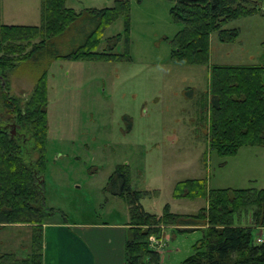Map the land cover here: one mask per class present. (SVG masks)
<instances>
[{"label": "rangeland", "instance_id": "obj_1", "mask_svg": "<svg viewBox=\"0 0 264 264\" xmlns=\"http://www.w3.org/2000/svg\"><path fill=\"white\" fill-rule=\"evenodd\" d=\"M126 1L129 41L124 18L119 17L103 30L97 51L103 52L108 38L120 34L113 53H128V60L60 58L48 65L43 205L53 209L50 218L78 229L95 223L126 226L127 203L106 191L117 166L128 169L133 190L148 192L140 204L155 215L166 206L179 214H194L205 206L204 198L173 197L175 185L187 179H206L210 189H264V146H244L233 156H219L207 146V105L202 109L210 96L212 65H264V0H256L254 14L222 26L237 29L235 41L221 42L217 32L210 34L209 62L201 65L172 58V41L183 28L170 13L172 1ZM113 5L114 0H66V6L77 12ZM0 8L2 23L40 24L41 0H0ZM91 28L84 19L77 21L74 35L59 50L66 53L78 46ZM8 79L10 95L22 99L31 95L35 73L21 69ZM15 127L9 129L15 132ZM20 133L24 159L30 163L37 154L29 135ZM248 213L235 214L234 224L250 226ZM174 229L164 227L161 237L149 239L159 264H181L203 236L200 229L184 233ZM252 233L255 242L264 241V228L255 227ZM30 245L27 224L0 227V254L10 250L14 255L18 249L30 250Z\"/></svg>", "mask_w": 264, "mask_h": 264}, {"label": "trees", "instance_id": "obj_2", "mask_svg": "<svg viewBox=\"0 0 264 264\" xmlns=\"http://www.w3.org/2000/svg\"><path fill=\"white\" fill-rule=\"evenodd\" d=\"M141 1V0H137ZM170 13L183 28L172 43V58L182 64L209 62L210 34L217 32L221 42L238 38L237 29H223L229 21L254 14L256 0H209L205 5L178 0ZM39 25L5 24L0 8V227L27 224L31 229L29 254L15 259L0 254V263L43 264V225L54 213L44 204L45 143L48 131L46 73L52 59L117 60L129 59L113 53L121 35L108 38L98 52L103 30L119 17L124 18V36H129V3L114 0V5L80 12L66 6V0H41ZM80 19L92 26L82 42L66 53L59 49L74 35ZM40 67H42L40 69ZM35 73V85L25 99L9 94L8 76L18 70ZM210 96L207 105V133L210 150L219 156H233L244 146H264V65H212L209 70ZM206 112V111H205ZM15 125L12 134L11 125ZM26 132L37 154L30 163L24 159ZM106 191L128 205L129 221L124 243L123 264H159V254L149 244L151 236L161 237L164 227L179 233L200 229L202 239L181 264H264V241L255 242L253 229L264 228V189H210L206 179L178 182L173 190L177 199L204 198L205 206L194 214L148 213L140 204L148 192L133 190L128 169L117 166L108 177ZM249 212L250 226L234 224V215ZM151 240V239H150Z\"/></svg>", "mask_w": 264, "mask_h": 264}, {"label": "crops", "instance_id": "obj_3", "mask_svg": "<svg viewBox=\"0 0 264 264\" xmlns=\"http://www.w3.org/2000/svg\"><path fill=\"white\" fill-rule=\"evenodd\" d=\"M79 226L80 229L66 221L49 218L43 225V264H123L127 225ZM28 252L27 248L14 251L22 253L24 258Z\"/></svg>", "mask_w": 264, "mask_h": 264}, {"label": "water", "instance_id": "obj_4", "mask_svg": "<svg viewBox=\"0 0 264 264\" xmlns=\"http://www.w3.org/2000/svg\"><path fill=\"white\" fill-rule=\"evenodd\" d=\"M183 3H188V4H200V5H205L209 0H178ZM12 134H14V131H12Z\"/></svg>", "mask_w": 264, "mask_h": 264}, {"label": "built area", "instance_id": "obj_5", "mask_svg": "<svg viewBox=\"0 0 264 264\" xmlns=\"http://www.w3.org/2000/svg\"><path fill=\"white\" fill-rule=\"evenodd\" d=\"M150 239L153 240V238H150ZM258 242L261 243V242H263V241H259V239H257V243H258Z\"/></svg>", "mask_w": 264, "mask_h": 264}]
</instances>
